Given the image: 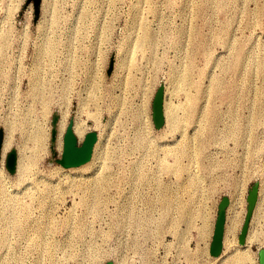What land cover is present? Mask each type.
<instances>
[{"label":"rangeland","instance_id":"1","mask_svg":"<svg viewBox=\"0 0 264 264\" xmlns=\"http://www.w3.org/2000/svg\"><path fill=\"white\" fill-rule=\"evenodd\" d=\"M0 47V264H258L264 0H0ZM158 85L173 128L152 123ZM68 121L95 132L75 165L55 159ZM220 196L234 225L211 253Z\"/></svg>","mask_w":264,"mask_h":264},{"label":"water","instance_id":"2","mask_svg":"<svg viewBox=\"0 0 264 264\" xmlns=\"http://www.w3.org/2000/svg\"><path fill=\"white\" fill-rule=\"evenodd\" d=\"M39 0H32L33 11L36 14L38 9ZM112 67V55L109 56L106 72H109ZM150 117L153 125L158 126L161 122H163L162 115V91L161 86L158 85L154 89L151 100H150ZM57 119V115L55 113L51 114L50 123L51 127L49 130V138L51 141L54 140L55 137V121ZM95 140V132L93 130H87L82 134V138L79 143H76V136L74 135L71 129V122L68 121L61 134V146L59 155L55 158L62 165H75L85 161L90 154L92 143ZM2 141V129L0 128V145ZM16 162V151L14 147H9L5 153L3 158V165L8 172H13L15 168ZM256 192L257 187L256 183H252L249 187L246 194V210L243 217V221L240 226V230L237 234V238L240 242H242L245 238V230L247 221L251 212V209L254 206L256 200ZM226 198L225 196H220L217 204H216V213L213 220L212 232L210 236V240L208 243V250L211 253H216L220 249L221 245V234H222V226L224 220V212L223 207L225 205ZM257 257L258 264H264V247L257 248ZM102 264H112V261L109 259L104 260Z\"/></svg>","mask_w":264,"mask_h":264},{"label":"bare ground","instance_id":"3","mask_svg":"<svg viewBox=\"0 0 264 264\" xmlns=\"http://www.w3.org/2000/svg\"><path fill=\"white\" fill-rule=\"evenodd\" d=\"M16 2V4H14L12 7H11V10H14L15 11V9H16V7H17V1H15ZM54 4V3H53ZM48 6V5H47ZM55 6V5H54ZM55 8V7H54ZM9 9H10V7H9ZM4 15V14H3ZM3 24V23H2ZM4 31V30H3ZM1 35H2V33H1ZM5 36V35H4ZM4 36H1V38L2 37H4ZM6 38V37H5ZM2 41H4V40H2ZM6 41V40H5ZM4 44V43H3ZM47 44V43H46ZM49 46V45H48ZM1 48L2 47H0V53H1ZM49 55V54H48ZM2 56V55H1ZM0 56V57H1ZM37 59V58H36ZM4 60H5V58H4ZM38 60V59H37ZM72 61V60H71ZM10 62V61H9ZM10 64V63H9ZM2 67V66H1ZM0 67V68H1ZM36 69V68H35ZM7 70H8V68H7ZM4 72H5V70H4ZM4 72L2 71V69H1V73H3L4 74ZM7 75V74H6ZM33 75V74H32ZM30 78V77H29ZM31 79H32V77H31ZM31 79H29V81H31ZM37 79V78H36ZM33 80H35V79H33ZM32 83H33V81H32ZM40 83V82H39ZM31 84V83H30ZM33 84H35V83H33ZM93 85V84H92ZM35 86H37V85H35ZM31 87V86H30ZM32 87H33V85H32ZM31 87V88H32ZM34 91V90H33ZM94 96V95H93ZM117 101V100H116ZM164 110L162 111V115H164V117H165V119H166V121H167V123H168V125L170 126V127H175L176 125H177V116H176V114L174 113V110H173V107L171 106V105H168V104H165L164 105V108H163ZM6 126V125H5ZM77 127V129H76V131H77V135L79 134V135H81L82 134V131H83V128H82V131H81V128H80V126H75V128ZM8 129V128H7ZM175 129V128H174ZM11 131V130H10ZM34 132V136L33 137H36V135H35V130H33ZM75 131V132H76ZM9 134V133H8ZM7 134V135H8ZM6 135V136H7ZM38 135H39V133H38ZM37 135V136H38ZM40 136V135H39ZM38 136V137H39ZM6 139H4L5 141H4V144H3V146L6 148L7 146H8V144H9V141H10V137H9V135L7 136V137H5ZM36 139V138H35ZM38 139V138H37ZM96 147V146H95ZM163 148V147H162ZM183 149V148H182ZM181 150V149H180ZM4 151V150H3ZM97 151V150H96ZM167 151H169V149H167L166 148V150H164V152H167ZM179 151V150H178ZM183 151V150H182ZM181 151V152H182ZM180 152V153H181ZM182 154H184V152H182ZM181 154V155H182ZM93 155H94V153H93ZM97 156V155H96ZM100 157V156H99ZM98 157V158H99ZM95 158H97V157H95ZM105 163V162H104ZM162 163V162H161ZM164 163H165V161H164ZM165 165V164H164ZM166 166V165H165ZM170 166V165H169ZM106 167V166H105ZM167 168H168V166H167ZM95 182V181H94ZM76 183V182H75ZM94 188V187H93ZM92 188V189H93ZM1 189V188H0ZM2 190V189H1ZM4 191V190H3ZM6 196V195H5ZM4 196V197H5ZM11 196V195H10ZM3 197V198H4ZM6 198V197H5ZM3 200H5V199H3ZM13 200V199H12ZM6 201V200H5ZM8 202H9V200H8ZM166 202V201H165ZM6 204H7V202L5 203H3L2 205H3V208L2 209H4V211H5V206H6ZM9 204V203H8ZM23 204V203H22ZM25 205V204H24ZM10 206V205H9ZM20 207V206H19ZM22 207V206H21ZM20 207V208H21ZM19 210V209H18ZM24 210V209H23ZM252 210V209H251ZM4 211H2V212H4ZM6 213V212H5ZM233 216V215H232ZM225 224H224V231H223V226H222V233L223 234H221V241L220 242H222L224 245H226V246H229V233L230 232H232L231 231V229H232V226L234 225V224H232V218H229V213L228 214H226L225 215ZM234 219V218H233ZM3 220H5V222L4 223H6V224H4L5 225V227H4V229L2 230L3 231V233H2V237H3V242H0V243H2V244H4V242L6 241V233H7V223H8V221L10 222V220H9V218H7L6 216H5V214L3 213ZM16 221H18V219L16 220ZM18 227H19V225H18ZM17 227V228H18ZM223 235V236H222ZM1 238V237H0ZM43 242V241H42Z\"/></svg>","mask_w":264,"mask_h":264},{"label":"built area","instance_id":"4","mask_svg":"<svg viewBox=\"0 0 264 264\" xmlns=\"http://www.w3.org/2000/svg\"><path fill=\"white\" fill-rule=\"evenodd\" d=\"M11 229H12V230H10V232H9V240H10V242L12 243L13 241H16L17 238H19V234H18V232H17V230H16L17 235H18V237H17L16 234H13V232L15 231L14 229H16V228H12V227H11Z\"/></svg>","mask_w":264,"mask_h":264},{"label":"crops","instance_id":"5","mask_svg":"<svg viewBox=\"0 0 264 264\" xmlns=\"http://www.w3.org/2000/svg\"><path fill=\"white\" fill-rule=\"evenodd\" d=\"M74 135H75L76 137H78L77 134L74 133Z\"/></svg>","mask_w":264,"mask_h":264}]
</instances>
